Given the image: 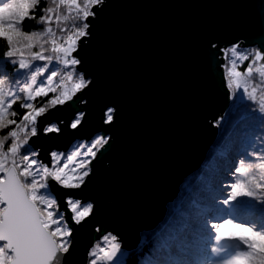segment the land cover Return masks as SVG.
Segmentation results:
<instances>
[{"label": "snow or ice", "instance_id": "1", "mask_svg": "<svg viewBox=\"0 0 264 264\" xmlns=\"http://www.w3.org/2000/svg\"><path fill=\"white\" fill-rule=\"evenodd\" d=\"M103 4L0 0V41L6 44L0 56V264H68L75 226H84L93 214V204L75 198V192L85 186L93 160L110 138L97 135L68 153L46 154L34 147V138L82 127L86 113L81 109L67 123L49 117L58 106L86 103L78 94L91 81L77 71L78 52L90 36V18ZM25 20L35 22L27 31ZM222 51L226 87L230 98L240 101L233 107L243 108L237 123L255 121L264 128V45L235 44ZM114 111L106 110L105 124L113 122ZM259 139V145L251 139L236 152L225 170L232 179L209 181L202 197L180 211L178 229L161 241L147 264H209L208 240L215 241L210 251L216 264H264V134ZM233 147L225 143L219 158H227ZM120 252L117 236L105 234L102 243L89 247L86 264H124Z\"/></svg>", "mask_w": 264, "mask_h": 264}, {"label": "water", "instance_id": "2", "mask_svg": "<svg viewBox=\"0 0 264 264\" xmlns=\"http://www.w3.org/2000/svg\"><path fill=\"white\" fill-rule=\"evenodd\" d=\"M96 11L78 52L77 71L91 81L78 94L86 103L58 106L49 117L67 123L81 109L83 125L34 138L42 154L110 138L75 192L94 210L75 226L68 264H86L89 247L109 233L130 251L162 221L229 106L222 50L264 45V0H104ZM108 108L111 124L103 122Z\"/></svg>", "mask_w": 264, "mask_h": 264}, {"label": "trees", "instance_id": "3", "mask_svg": "<svg viewBox=\"0 0 264 264\" xmlns=\"http://www.w3.org/2000/svg\"><path fill=\"white\" fill-rule=\"evenodd\" d=\"M37 15H39V12H37ZM34 23V21L25 20L24 29L26 31L29 30L33 27ZM253 48L256 47H247L243 49ZM5 49L6 44L0 41V56L3 55ZM225 63L226 60L224 59V64ZM245 102L248 103L247 101ZM234 104L239 105L240 101L230 98L229 106L224 114L215 120L214 124L217 128V134L207 151L203 163L196 171L183 180L176 198L167 205L166 213L162 221L153 230L141 233L138 246L130 251H126L120 258L124 261V264H147L148 259L157 254L156 248L161 241L178 229L181 221L180 211L182 209L186 211L192 199L202 197L209 181L215 185L222 180L227 182V180L232 179V177L226 176L225 170L229 164L236 159V152L240 147L246 145L247 141L251 139H254L257 145L260 144L259 137L264 134V128H261L255 121L237 123L239 112H242L243 108H240L238 112L237 109L233 107ZM16 110L20 111L18 106ZM89 141L84 142L87 143ZM227 142L233 143V151L227 158L221 159L219 158L220 149ZM212 222L215 223L217 221ZM212 235H214V233H212ZM95 243H102V239H99ZM214 244V240L205 242L208 253L204 258L208 260L209 264H216V260L218 259L216 254L210 251L211 246Z\"/></svg>", "mask_w": 264, "mask_h": 264}, {"label": "rangeland", "instance_id": "4", "mask_svg": "<svg viewBox=\"0 0 264 264\" xmlns=\"http://www.w3.org/2000/svg\"><path fill=\"white\" fill-rule=\"evenodd\" d=\"M57 83H59V78H57ZM66 86L70 88V87H71V82H68ZM98 135H99V134H98ZM96 136H97V135H96ZM91 140H92V139H90V141H91ZM78 141H80V142H78ZM90 141H89V142H90ZM89 142L86 143V142H84L83 140H77V141H75L74 143H72V145L70 146V148H69L65 153L70 152V150H72L73 146L76 145V144L83 143V144L87 145V144H89ZM82 151H83V149H82ZM60 152H61V151H60ZM100 239H102V238H100ZM97 241H98V240H97ZM125 252H126L125 250L121 249V252L117 254V258L120 259V258L124 255ZM112 263L115 264V261H113Z\"/></svg>", "mask_w": 264, "mask_h": 264}]
</instances>
